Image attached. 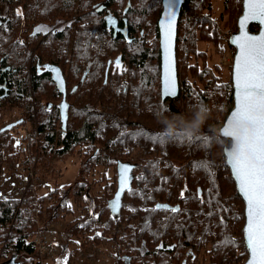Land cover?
I'll return each instance as SVG.
<instances>
[{
    "label": "trees",
    "instance_id": "16d2710c",
    "mask_svg": "<svg viewBox=\"0 0 264 264\" xmlns=\"http://www.w3.org/2000/svg\"><path fill=\"white\" fill-rule=\"evenodd\" d=\"M119 1L122 6L127 0H112V5ZM130 1L129 15L140 21L138 38L130 44L111 37L110 55L121 56L126 77L113 84L111 75L105 86L110 88V107L125 114L99 118V125L75 127L71 111L60 125L45 121L42 111L31 112L36 122L21 161L17 136L6 134L0 142V176L4 162L29 167L41 156L43 160L77 153L80 161L68 188L56 185L39 194V185L23 175L26 186L20 198L0 197L3 261L16 256L23 264H43L33 242L41 231L39 225L47 229L75 210L79 216L65 228L70 240L79 242L84 251L112 245L116 264H196L202 256L203 264H228L234 259L245 263L248 258L244 202L218 136L234 105L231 80L222 78L219 67L210 68L206 54L198 51L201 42L213 40L216 45L221 40L212 0L184 2L177 35L180 95L165 102L160 95L157 27L162 0ZM9 7V0H0V8ZM241 13L242 0H224L223 27H232L234 33ZM257 30L258 26L251 27ZM7 51V29L2 27L0 64L5 67ZM1 95L6 99L5 93ZM202 105L210 114L198 134L185 140L182 130L196 121ZM168 124L176 130L175 138L162 134ZM118 164L131 170L129 186L119 199L118 174L108 172Z\"/></svg>",
    "mask_w": 264,
    "mask_h": 264
},
{
    "label": "flooded vegetation",
    "instance_id": "af4514ba",
    "mask_svg": "<svg viewBox=\"0 0 264 264\" xmlns=\"http://www.w3.org/2000/svg\"><path fill=\"white\" fill-rule=\"evenodd\" d=\"M9 3L7 10L0 8V28L7 29L8 45V64H0V96H4L1 92L7 96L0 99V142L6 134L13 135L26 123L36 122V114L31 112L42 111L45 121L55 120L60 125L68 120L67 112L71 111L69 117L75 127L99 125V118L125 114L110 107V88L105 86L111 75L113 84L119 82L116 78L126 77L121 56L110 55L111 37L130 44L138 38L140 21L129 15L130 0L122 6L121 2L112 5V0ZM158 22L159 19L157 27ZM143 34L141 31L139 36ZM5 109H18L20 119L6 118L5 122ZM120 165L123 164L108 170L118 174L119 187L123 186L122 173L127 172ZM2 166L7 169L5 163ZM128 174L130 178V169ZM0 264L23 263L13 256L7 261L0 259Z\"/></svg>",
    "mask_w": 264,
    "mask_h": 264
},
{
    "label": "snow or ice",
    "instance_id": "6c2138e0",
    "mask_svg": "<svg viewBox=\"0 0 264 264\" xmlns=\"http://www.w3.org/2000/svg\"><path fill=\"white\" fill-rule=\"evenodd\" d=\"M249 18L264 25V0H249L245 19ZM241 47L243 55L237 61L240 99L224 134L239 142L231 150V163L249 204V240L255 254L249 264H264V35L246 36ZM169 91L174 95V86Z\"/></svg>",
    "mask_w": 264,
    "mask_h": 264
},
{
    "label": "rangeland",
    "instance_id": "374dc122",
    "mask_svg": "<svg viewBox=\"0 0 264 264\" xmlns=\"http://www.w3.org/2000/svg\"><path fill=\"white\" fill-rule=\"evenodd\" d=\"M223 8L224 0H212L213 17L217 21L218 26L222 29L220 42L216 44L217 46L214 44L213 40L201 42L198 45V51L205 53L209 67L212 69L216 66L219 67L222 78L229 82L232 77L235 49L229 44L230 36L228 35V31L233 30L232 27L224 28L220 20ZM5 114H7V117H4L5 122H8L7 119L11 118L17 121L20 119L21 112L18 109H15L14 112L5 109ZM33 129L34 122L30 121L23 127H19L14 131V135H17V143H19L22 148L20 161L27 155V141L23 140V142H21V140L26 137L27 134L26 138L28 139L29 134ZM20 161L18 163H20ZM5 164L7 165V162ZM17 165L19 164L10 162L7 167H5L7 169L4 170L2 176H0V197L20 198L22 196L23 189L26 186V180L22 177L23 175H15L14 172L16 171L14 170L19 168ZM31 168L34 170L32 180L39 185L38 193L47 194L53 190L56 185L60 188H68L72 186L79 168V159L77 155H72L66 156L65 158H59L56 156L42 160L41 156L36 164L34 162V164L31 165ZM102 170L103 168H100L96 173L99 174ZM109 174H113V172H109ZM79 214V211L75 210L74 215H70L66 219H60L47 229L42 226V224L39 225L40 232L46 234L50 240L48 246L40 253L42 263L116 264L114 248L112 245L91 247L84 251L80 247L79 242L70 240L71 238L65 233L66 225L69 221L78 217ZM202 261L204 262V256L200 257L196 264H203Z\"/></svg>",
    "mask_w": 264,
    "mask_h": 264
},
{
    "label": "water",
    "instance_id": "95a60500",
    "mask_svg": "<svg viewBox=\"0 0 264 264\" xmlns=\"http://www.w3.org/2000/svg\"><path fill=\"white\" fill-rule=\"evenodd\" d=\"M185 0H162V13L159 18L158 28L160 35V52H161V77H160V95L161 100L164 102L166 100H175L180 95V80H179V72L177 65V35H178V25L179 20L182 13V8ZM248 4L249 0H242V13L237 21V31L232 33L229 37V44L231 47L235 49L234 57H233V65H232V90H233V99L234 105L229 115L227 116L223 126L219 130L218 136L223 143V154L226 161V165L228 166L231 176L235 182L236 189L240 197L244 202V217L245 223L243 227V237L245 247L248 252V258L244 264H249L250 260L255 259V254L251 251V241L249 240V226H250V214H249V204L247 197L243 194L240 188L239 179L235 173V169L232 166L231 160V150L235 148L238 141L226 136L224 134V130L229 127L230 121L233 120V114L236 111L240 93H239V82H238V73H237V61L241 59L243 55V49L241 45L244 43V38L251 37L258 39L261 35H264V25L260 23L259 20H253L251 18L245 19L248 15ZM129 6V4H128ZM127 6V7H128ZM243 21V23H242ZM253 25L258 26V30L253 32L251 31V27ZM114 28L115 24H111ZM124 34L128 37L127 32L124 30ZM170 85L174 86L175 94H170ZM232 140L231 148L229 146V140ZM120 169L124 168L126 173H122L120 182L123 183V186L120 187L118 199L122 195L123 191L129 186V169L124 165L119 166ZM159 205H157V209H159ZM166 208V207H164ZM174 208L175 212L179 211V207Z\"/></svg>",
    "mask_w": 264,
    "mask_h": 264
},
{
    "label": "clouds",
    "instance_id": "9594fccd",
    "mask_svg": "<svg viewBox=\"0 0 264 264\" xmlns=\"http://www.w3.org/2000/svg\"><path fill=\"white\" fill-rule=\"evenodd\" d=\"M209 114L207 106L202 105L196 121H194L188 128L182 130L185 140H190L198 134ZM162 134L166 139L175 138L177 135L176 130H174L171 124H168L167 127H162Z\"/></svg>",
    "mask_w": 264,
    "mask_h": 264
},
{
    "label": "built area",
    "instance_id": "2783aa9c",
    "mask_svg": "<svg viewBox=\"0 0 264 264\" xmlns=\"http://www.w3.org/2000/svg\"><path fill=\"white\" fill-rule=\"evenodd\" d=\"M232 33L230 31H228V35L230 36ZM27 141V139H26ZM28 142V141H27ZM19 166V165H17ZM14 171L15 175H28L30 176V179H32L33 177V173L34 170L33 168L31 169V165H29V167H24V166H19V168H16ZM49 237L44 234L39 232L34 238H33V242L35 244V246L37 247L39 253L43 252V250L48 246L49 244ZM228 264H244V262L242 260H238V259H234L232 261H230Z\"/></svg>",
    "mask_w": 264,
    "mask_h": 264
},
{
    "label": "bare ground",
    "instance_id": "6f19581e",
    "mask_svg": "<svg viewBox=\"0 0 264 264\" xmlns=\"http://www.w3.org/2000/svg\"><path fill=\"white\" fill-rule=\"evenodd\" d=\"M32 169V168H31ZM29 177V176H28Z\"/></svg>",
    "mask_w": 264,
    "mask_h": 264
}]
</instances>
